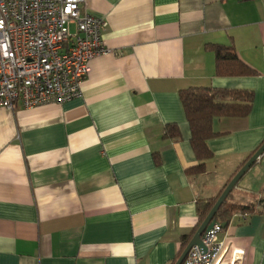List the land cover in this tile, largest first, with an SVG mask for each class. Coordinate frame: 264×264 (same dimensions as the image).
Returning <instances> with one entry per match:
<instances>
[{
  "label": "crops",
  "instance_id": "obj_1",
  "mask_svg": "<svg viewBox=\"0 0 264 264\" xmlns=\"http://www.w3.org/2000/svg\"><path fill=\"white\" fill-rule=\"evenodd\" d=\"M104 17L105 53L81 94L0 107V264H175L217 200L264 143V0H85ZM211 44L233 45L257 73L218 76ZM249 90L245 118H215L203 170L179 90ZM176 124L180 137L165 136ZM264 196V155L233 188ZM203 221V220H202ZM222 263L264 264V212L235 214ZM183 262V261H182Z\"/></svg>",
  "mask_w": 264,
  "mask_h": 264
},
{
  "label": "built area",
  "instance_id": "obj_2",
  "mask_svg": "<svg viewBox=\"0 0 264 264\" xmlns=\"http://www.w3.org/2000/svg\"><path fill=\"white\" fill-rule=\"evenodd\" d=\"M85 0H0V107L62 103L81 94L89 61L107 50L104 17L85 8ZM223 231L216 222L181 264H223ZM233 250L228 263L237 264Z\"/></svg>",
  "mask_w": 264,
  "mask_h": 264
},
{
  "label": "trees",
  "instance_id": "obj_3",
  "mask_svg": "<svg viewBox=\"0 0 264 264\" xmlns=\"http://www.w3.org/2000/svg\"><path fill=\"white\" fill-rule=\"evenodd\" d=\"M208 47L214 51L218 76H251L257 73L239 58L233 45L211 44ZM179 97L190 128V143L201 162L191 171L199 172L203 170V162L212 156L208 140L221 134L214 131L213 120L223 117H247L251 109L253 93L249 90L197 86L179 90ZM165 136L174 139L180 137L178 126L168 124L165 128ZM233 193L232 189L214 215L218 223H227L235 214L264 212V196L259 199V204L261 203L262 206L257 210L256 203L244 204L235 200ZM215 201L216 199L203 201L199 205V223L206 217Z\"/></svg>",
  "mask_w": 264,
  "mask_h": 264
},
{
  "label": "water",
  "instance_id": "obj_4",
  "mask_svg": "<svg viewBox=\"0 0 264 264\" xmlns=\"http://www.w3.org/2000/svg\"><path fill=\"white\" fill-rule=\"evenodd\" d=\"M264 154V143L250 156V158L239 168V170L234 174V176L231 178V180L228 182V184L223 189L220 196L217 198L213 206L211 207L210 211L206 215V217L203 219V221L200 223L199 227L195 231L194 235L191 237L190 241L184 248L183 252L179 256L178 260L175 262V264H181L184 260L185 256L187 255L188 251L193 246H199L203 250H205V247L202 243V235L205 231L210 229L214 223L217 221L214 219V215L216 214L219 207L222 205L230 191L236 186L240 178L247 172V170L256 162L258 161ZM222 227L224 228L227 223H222Z\"/></svg>",
  "mask_w": 264,
  "mask_h": 264
},
{
  "label": "clouds",
  "instance_id": "obj_5",
  "mask_svg": "<svg viewBox=\"0 0 264 264\" xmlns=\"http://www.w3.org/2000/svg\"><path fill=\"white\" fill-rule=\"evenodd\" d=\"M264 155V154H263ZM224 229V228H223Z\"/></svg>",
  "mask_w": 264,
  "mask_h": 264
},
{
  "label": "rangeland",
  "instance_id": "obj_6",
  "mask_svg": "<svg viewBox=\"0 0 264 264\" xmlns=\"http://www.w3.org/2000/svg\"><path fill=\"white\" fill-rule=\"evenodd\" d=\"M238 170H239V169H238ZM238 170H237V171H238Z\"/></svg>",
  "mask_w": 264,
  "mask_h": 264
}]
</instances>
